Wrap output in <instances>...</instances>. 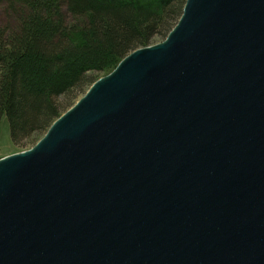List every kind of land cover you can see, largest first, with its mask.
I'll return each instance as SVG.
<instances>
[{
	"label": "water",
	"instance_id": "1",
	"mask_svg": "<svg viewBox=\"0 0 264 264\" xmlns=\"http://www.w3.org/2000/svg\"><path fill=\"white\" fill-rule=\"evenodd\" d=\"M0 264H264V0H186L1 158Z\"/></svg>",
	"mask_w": 264,
	"mask_h": 264
},
{
	"label": "trees",
	"instance_id": "2",
	"mask_svg": "<svg viewBox=\"0 0 264 264\" xmlns=\"http://www.w3.org/2000/svg\"><path fill=\"white\" fill-rule=\"evenodd\" d=\"M186 0H0V121L20 147L41 138L133 51L163 41Z\"/></svg>",
	"mask_w": 264,
	"mask_h": 264
},
{
	"label": "rangeland",
	"instance_id": "3",
	"mask_svg": "<svg viewBox=\"0 0 264 264\" xmlns=\"http://www.w3.org/2000/svg\"><path fill=\"white\" fill-rule=\"evenodd\" d=\"M0 22L3 24L5 23L8 24L9 22L12 23L13 21H11L8 17L5 16L4 11H1ZM157 43H160V41ZM83 96L84 95L82 94L71 93L65 97L59 98V101L63 104H67V110H68ZM41 138L34 136L32 138H29L27 141L22 142L20 147L13 145L9 136L7 120L5 117H3L0 121V159L12 154L20 153L31 149Z\"/></svg>",
	"mask_w": 264,
	"mask_h": 264
}]
</instances>
